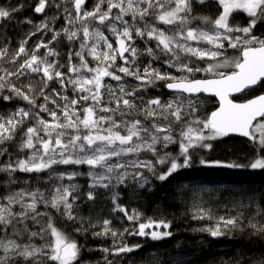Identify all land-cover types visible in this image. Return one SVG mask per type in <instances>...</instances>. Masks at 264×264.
<instances>
[{"label":"snow or ice","instance_id":"snow-or-ice-1","mask_svg":"<svg viewBox=\"0 0 264 264\" xmlns=\"http://www.w3.org/2000/svg\"><path fill=\"white\" fill-rule=\"evenodd\" d=\"M30 7L38 22L18 21L27 26L18 43L0 40V102H17L0 112V264H87L93 249L79 237L88 235L110 239L101 259L119 264L143 248L127 237L173 234L171 221L146 216L129 193L152 191L153 181L167 182L197 158L205 167L264 171V91L249 95L264 89V0ZM23 9L0 3V33ZM231 135L251 148L247 164L201 154ZM101 199L106 215L93 222ZM241 204L252 209L248 217L195 207L193 220L215 221L197 231L264 236V196Z\"/></svg>","mask_w":264,"mask_h":264},{"label":"trees","instance_id":"trees-1","mask_svg":"<svg viewBox=\"0 0 264 264\" xmlns=\"http://www.w3.org/2000/svg\"><path fill=\"white\" fill-rule=\"evenodd\" d=\"M35 2L36 0H0V3L6 6L24 5L22 12L5 23L4 30L0 33V40L6 36L13 41V44L18 43L27 31V26L19 24L18 21L28 17L38 22L39 16L34 14L30 7ZM198 14L211 15L210 12ZM244 19L241 15L237 22L242 23ZM258 31L264 32V26ZM4 66L9 67V65ZM160 91L162 90H153L151 95L159 94ZM259 91L264 89L249 95H257ZM213 104L214 101L207 103L202 110L210 111ZM16 106L15 101L0 102V112H11ZM201 154L210 160L247 164L251 148L245 138L225 137L213 142L212 151ZM249 196H252L257 203L260 202L261 196H264V171L205 167L199 165L198 158L193 168L180 170L167 182L153 181L152 191L141 192L138 196L129 193L126 199L131 198V205L137 207L146 216L171 221L170 231L173 234L160 241L127 237L129 244H141L143 248L127 254L119 264H230L237 257L264 259V236H257L247 230H235L226 236L213 238L197 229L211 225L214 220L192 219L194 208L199 206L211 209L214 217L240 212L248 217L252 209L243 207L241 202L246 203ZM106 211L105 201L98 200L96 211L91 216L93 222L103 218ZM82 215L87 217L89 213L85 210ZM117 227H119L118 223ZM79 238L88 248L93 249L85 254L87 264H103L101 257L104 254L98 249L110 246V239L94 238L91 235Z\"/></svg>","mask_w":264,"mask_h":264},{"label":"water","instance_id":"water-1","mask_svg":"<svg viewBox=\"0 0 264 264\" xmlns=\"http://www.w3.org/2000/svg\"><path fill=\"white\" fill-rule=\"evenodd\" d=\"M229 137L243 138V137H240V136H237V135H231Z\"/></svg>","mask_w":264,"mask_h":264}]
</instances>
